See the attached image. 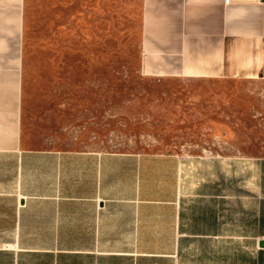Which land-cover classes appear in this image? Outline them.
I'll list each match as a JSON object with an SVG mask.
<instances>
[{
    "label": "crops",
    "instance_id": "obj_1",
    "mask_svg": "<svg viewBox=\"0 0 264 264\" xmlns=\"http://www.w3.org/2000/svg\"><path fill=\"white\" fill-rule=\"evenodd\" d=\"M263 14L256 0H0V264H264V159L240 157L237 174L225 141L104 152L23 138L45 27L125 30L150 78L264 79Z\"/></svg>",
    "mask_w": 264,
    "mask_h": 264
},
{
    "label": "rangeland",
    "instance_id": "obj_2",
    "mask_svg": "<svg viewBox=\"0 0 264 264\" xmlns=\"http://www.w3.org/2000/svg\"><path fill=\"white\" fill-rule=\"evenodd\" d=\"M99 22L42 29L24 70L25 147L190 153L225 141L237 174L240 157L264 159V79L146 77L136 39Z\"/></svg>",
    "mask_w": 264,
    "mask_h": 264
},
{
    "label": "built area",
    "instance_id": "obj_3",
    "mask_svg": "<svg viewBox=\"0 0 264 264\" xmlns=\"http://www.w3.org/2000/svg\"><path fill=\"white\" fill-rule=\"evenodd\" d=\"M229 2H230V0H225V4L227 5V4H229ZM256 2L260 5V6H262V8H263V12H264V0H256ZM264 15V14H263Z\"/></svg>",
    "mask_w": 264,
    "mask_h": 264
}]
</instances>
